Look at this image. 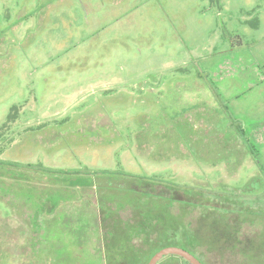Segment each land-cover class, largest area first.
<instances>
[{"label":"rangeland","instance_id":"obj_1","mask_svg":"<svg viewBox=\"0 0 264 264\" xmlns=\"http://www.w3.org/2000/svg\"><path fill=\"white\" fill-rule=\"evenodd\" d=\"M11 114L0 264H106L105 215L132 264L172 224L205 264H264V178L236 134L264 165V0H0V127Z\"/></svg>","mask_w":264,"mask_h":264},{"label":"trees","instance_id":"obj_2","mask_svg":"<svg viewBox=\"0 0 264 264\" xmlns=\"http://www.w3.org/2000/svg\"><path fill=\"white\" fill-rule=\"evenodd\" d=\"M12 114L8 117V121L6 123H4L1 127H0V141H3L4 138L6 137H3L4 133L8 130V122H10L11 118H12ZM236 134L238 136V138L240 139V142L243 144L244 148L251 154L252 158H254V160L256 161L259 169H260V172L264 178V165L263 163L257 159L255 156H257V153L254 151V147L252 145V143L250 142V140L248 138H246L245 136V133H244V130L243 128L241 127H238V129H236ZM0 163H3V161H0ZM9 164H12V163H9ZM19 166H23L21 164H19ZM25 167V166H24ZM27 167L29 168H34V169H38L39 171H42V169L40 170V167L39 165H33V164H27ZM251 182L249 181L248 183H246L244 186L240 187V188H236V187H233L229 193V196L228 197H223L220 193H215L213 194L212 196L207 194L206 195V199L208 200V202L212 203V202H218L219 198H224L225 200H230L231 202H234V201H237L239 198L238 197H244V195L248 194L249 193V190H248V185L250 184ZM140 185H134L135 188H139L141 186H143L142 188H148V190H151L149 188H151L152 186L146 184V183H139ZM153 192V191H152ZM188 193V190L186 191ZM159 196H162V193H158ZM194 194H187V196H189L191 198V196H194ZM225 195V194H224ZM163 197V196H162ZM208 204V203H207ZM207 204L204 205L207 207ZM212 208V206H211ZM147 211L144 210L143 212L145 213ZM242 212V209H238V212L237 213H241ZM107 218H109V224H110V228H111V232L109 234H107V231L106 232V235L110 237V241H107L108 243V248L109 249H106L107 251V259H106V264H116L117 261H116V254L118 253V256L121 259V262H125L127 264V260H129L132 264L133 260L135 261L137 259V252L135 253L132 249H127L126 247L123 248V249H118V246L119 247H123L122 246V238L128 236V235H124L123 232H126L125 229H122L121 228V234H120V239L118 240V234L120 232V230L118 229V222L115 221V219H113L112 217L110 218L109 216L105 215ZM34 222V221H32ZM172 230L174 229V233L172 234V231H167L165 233V235L162 236V238H159V239H156V240H149V245L151 247H154V249H152V252L150 254H148L149 256L145 259L144 261V264H146V262L149 260V258L156 252L158 251L159 249L165 247V246H170V245H174V246H178V247H181V248H184L186 250H188L189 252H191L189 250L188 247H186L185 245H183L182 243H179V239H177V234L175 233V227L174 225L172 224ZM28 234L26 233L27 237L30 238V240L34 237L31 233L34 232V229L36 228L35 225H32V223L30 222V224L28 225ZM38 228V227H37ZM41 231V230H40ZM116 231V233L114 232ZM37 232V230H36ZM213 233L215 234V236H217V238L219 239H222L227 242H230L231 241V238H228V235L225 233V232H222V231H213ZM42 234V233H41ZM127 234V233H126ZM133 237V236H132ZM27 238V239H28ZM130 238L128 237L127 239L124 238V241L126 242L127 240H129ZM33 240V239H32ZM242 242V241H241ZM31 244V242H29ZM231 243V242H230ZM107 247V245L105 243H103V247ZM258 249H264V237L262 238V240L260 241V244L258 245ZM132 252V253H131ZM134 252V253H133ZM34 253V252H33ZM128 258H127V257ZM163 257H166V256H163ZM161 257L156 264H159L160 260L163 258ZM168 257V256H167ZM169 257H172V256H169ZM127 258V259H126ZM176 258H180L182 260H184L186 263H188L184 258H182L181 256L177 255ZM29 262V261H28ZM201 262L203 264H205L202 260ZM189 264V263H188Z\"/></svg>","mask_w":264,"mask_h":264},{"label":"water","instance_id":"obj_3","mask_svg":"<svg viewBox=\"0 0 264 264\" xmlns=\"http://www.w3.org/2000/svg\"><path fill=\"white\" fill-rule=\"evenodd\" d=\"M169 254H175L179 255L182 258H184L189 264H203L201 260H199L194 254L189 252L188 250L170 245V246H165L158 251H156L146 262V264H156L157 261L163 257L164 255H169Z\"/></svg>","mask_w":264,"mask_h":264}]
</instances>
